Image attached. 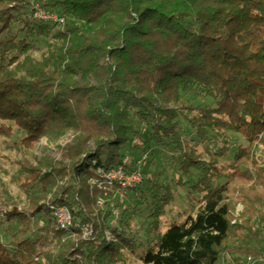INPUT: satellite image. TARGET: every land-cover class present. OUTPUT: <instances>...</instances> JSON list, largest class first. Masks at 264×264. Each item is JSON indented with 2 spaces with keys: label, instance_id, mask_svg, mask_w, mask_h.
Wrapping results in <instances>:
<instances>
[{
  "label": "trees",
  "instance_id": "obj_1",
  "mask_svg": "<svg viewBox=\"0 0 264 264\" xmlns=\"http://www.w3.org/2000/svg\"><path fill=\"white\" fill-rule=\"evenodd\" d=\"M39 2L64 23L32 18L28 0H0V136L20 134L24 152L12 181L26 197L22 209L15 200L9 207V192L0 191V222L10 235L0 238V264H127L126 254L141 264H264V0ZM40 38L45 47L35 56ZM68 131L61 159L44 153ZM227 132L247 145L222 171ZM211 142L218 147L206 160L198 143ZM137 150L148 164L170 155L176 185L189 177L199 194L196 211L162 232L159 217L173 192L151 179L149 195L136 199L152 206L143 239L122 219L115 228L107 219L108 202L119 206L137 193L144 170L132 187L89 183ZM234 192L243 204L237 215ZM59 205L71 212L67 230L53 225ZM108 229L115 242L106 240Z\"/></svg>",
  "mask_w": 264,
  "mask_h": 264
},
{
  "label": "rangeland",
  "instance_id": "obj_2",
  "mask_svg": "<svg viewBox=\"0 0 264 264\" xmlns=\"http://www.w3.org/2000/svg\"><path fill=\"white\" fill-rule=\"evenodd\" d=\"M15 27H17V24H15ZM34 42L38 49L33 53V55L38 56L39 53L44 50L45 40L43 38H40ZM191 100L195 104L202 102H211V99L205 96H192ZM179 121L181 134L189 139L192 133L187 121L183 118H180ZM11 126L14 131L17 129V127L13 123H11ZM16 133L17 132H15V134ZM227 134L231 138L232 142L226 155L221 156L218 160V164L222 171L228 170V167L232 161L233 154L236 151L237 147L239 145H247V141L241 134L233 132H227ZM19 137V133L10 138L0 136V191L6 189L7 192H9L10 198L8 196L5 197V205L10 207L13 204L11 202L15 200L17 208L22 209L26 205V197L21 192L20 188L12 181V176L18 169L17 161L22 158L24 152L20 145L17 143ZM72 137V132L68 131L56 142L55 145L50 146L48 150L44 153L56 159H61L62 152L64 150L63 148L67 144H70ZM195 142H197L196 138ZM45 145V139L40 140L36 144L35 150L33 152L35 156H37V158H40L43 155ZM255 146L257 147L256 151L259 155L261 147L257 143H255ZM217 147L218 145L215 142L198 143V149L201 152L203 158H205L206 160L209 158L208 151H213L217 149ZM140 151L141 150L134 151L136 153L133 154L134 156L131 155L127 157L129 159V163L132 164L131 167H133L134 169L137 168L140 171L144 170L145 182L141 185V188L137 193H134L130 196V198L128 197L126 200L121 201L122 203L119 206L116 205V202L113 204L110 201L108 202V204H111V208L114 212V215L109 217L107 221L110 228H115L120 226V223L118 222L119 219H122L123 221L128 223L127 232H130V234H132L136 238L143 239L146 238V228L151 223L152 218H150L149 215L152 211V206L150 203L147 204V202H144L145 200L142 199H140L142 201V205H138L136 199L139 198L138 195L140 192L146 194V196L149 195L147 188H149L150 186L151 179L156 180V182L160 185H168L173 192L172 201L164 208V213L159 217V229L162 232L166 230L170 223L181 221L186 215H188L189 213H194L196 211L199 206V194L192 192V190L190 189L191 182L189 181V177H185V179L187 178L186 180H188V182L184 186L176 185L174 179L177 177V171L174 166H172L170 155L165 152H162L156 157L150 158L151 162L149 164L145 162V159H143L142 162H139L140 164H138V161L141 159H139V154L141 153ZM132 160L134 161V163H132ZM129 165L127 167L128 169L131 168L129 167ZM193 172L194 177H196L197 171L193 170ZM112 196L116 200H122L121 195L117 194L116 192ZM230 198L234 207V215H237L243 208L241 196L240 194L234 192V194H232ZM128 206H130L131 208L130 211L126 208ZM105 207V205H101V207L99 208L104 209ZM5 226L6 225L4 223V220L0 222V238L3 240V242L7 243L10 239V235L4 230ZM107 232L110 233V229L105 231L104 235L106 240H108L109 242H115L113 235L111 233L106 235ZM89 234L90 232L86 235ZM262 247L264 249V243L262 244ZM126 259L127 264H141L136 255L134 256L126 254ZM217 264L231 263H227L225 260H220Z\"/></svg>",
  "mask_w": 264,
  "mask_h": 264
},
{
  "label": "built area",
  "instance_id": "obj_3",
  "mask_svg": "<svg viewBox=\"0 0 264 264\" xmlns=\"http://www.w3.org/2000/svg\"><path fill=\"white\" fill-rule=\"evenodd\" d=\"M29 2L32 18L37 20H49L61 25L64 23V19L62 17H59L57 14L42 7L39 0H29ZM143 159L144 156L141 157L138 164H140ZM129 164V159L125 156L119 166L100 172L99 178L90 179V185L100 190H115L112 188L115 185L119 188H126L140 184L143 180L141 171L137 168L128 169L127 167ZM98 202L101 203L100 201ZM52 216L54 219L53 225L55 229L67 230L71 226V212L66 206H54L52 208ZM89 232L90 231L86 227L83 232L84 236H87L86 234ZM107 234L110 233L107 232L106 235Z\"/></svg>",
  "mask_w": 264,
  "mask_h": 264
}]
</instances>
